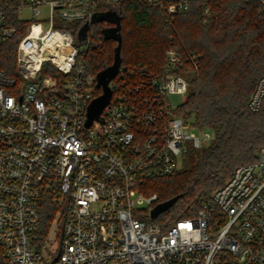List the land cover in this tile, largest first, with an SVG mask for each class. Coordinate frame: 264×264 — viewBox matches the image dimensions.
I'll return each instance as SVG.
<instances>
[{
  "label": "built area",
  "instance_id": "1",
  "mask_svg": "<svg viewBox=\"0 0 264 264\" xmlns=\"http://www.w3.org/2000/svg\"><path fill=\"white\" fill-rule=\"evenodd\" d=\"M121 1L0 0V48L18 32L10 11L20 19L26 9L35 16L48 10L19 38L14 71L0 68V264H264V147L196 215L168 226L158 220L163 214L152 218L158 195L146 194L148 183L173 176L191 150L212 142L192 133L205 129L170 101L185 103L190 90L175 49L158 72L121 65L109 104L88 126L90 105L102 94L86 61L93 37L81 43L64 24L91 23ZM137 1L164 13L166 24L194 4ZM263 100L264 75L250 110ZM47 206L54 218L41 235Z\"/></svg>",
  "mask_w": 264,
  "mask_h": 264
},
{
  "label": "trees",
  "instance_id": "2",
  "mask_svg": "<svg viewBox=\"0 0 264 264\" xmlns=\"http://www.w3.org/2000/svg\"><path fill=\"white\" fill-rule=\"evenodd\" d=\"M185 13L166 24L164 13L143 7L137 0H122L106 12L120 17L123 45L122 65H140L161 71L167 50L173 48L185 60L179 71L189 82L187 100L178 114L214 133L211 143L191 150L183 168L173 176L148 183L147 195H158V205L176 200L162 214L167 226L196 215L241 166L256 161L264 147V100L258 112L249 101L264 75V0H191ZM209 16L205 17V11ZM18 32L0 48V68L14 71L16 45L28 26L14 11L8 13ZM107 24V25H106ZM79 34L82 25L64 24ZM113 24L99 22L90 27L93 43L86 61L94 76L111 66L118 43L105 40L103 31ZM134 29L140 31L136 33ZM196 56L192 61L190 57ZM54 218V207L42 213L38 233L45 235Z\"/></svg>",
  "mask_w": 264,
  "mask_h": 264
},
{
  "label": "water",
  "instance_id": "3",
  "mask_svg": "<svg viewBox=\"0 0 264 264\" xmlns=\"http://www.w3.org/2000/svg\"><path fill=\"white\" fill-rule=\"evenodd\" d=\"M121 21L122 17H120L116 12H102L96 13L91 21V23H86L82 26L79 31L78 39L82 43L84 42L88 35L91 25L99 23V22H107L113 24V27H107L104 29L103 34L105 40H114L118 43L115 53H114V62L111 66L104 69L103 71L99 72L96 76L97 78V88L102 89V94L97 97L92 104L90 105L89 112H88V126H90L94 120L100 118L103 110L109 104L112 91L109 87L110 82L117 76L121 65V51L123 40L120 34L121 31ZM176 200H172L166 204L158 205L152 211V218L158 217L160 214L165 212L169 207H171Z\"/></svg>",
  "mask_w": 264,
  "mask_h": 264
},
{
  "label": "rangeland",
  "instance_id": "4",
  "mask_svg": "<svg viewBox=\"0 0 264 264\" xmlns=\"http://www.w3.org/2000/svg\"><path fill=\"white\" fill-rule=\"evenodd\" d=\"M48 10L46 8H42L40 10V15L39 16H35L30 10L26 9L22 12V14L20 15V20L21 21H24V22H30L32 21L33 19H37V20H44L45 17L47 16V12ZM107 25V24H106ZM134 31L138 34H140V31L134 29ZM94 33H95V30L94 31H90V37H94ZM178 52V51H177ZM179 53V52H178ZM181 55V54H180ZM182 56V55H181ZM170 101L173 103V106L176 108V109H179L182 105H183V100H182V97L181 96H170ZM189 119V123L193 124L194 123V119L193 118H188ZM192 133L196 134L197 136H202V135H205V134H208L212 137V140L214 138V133L213 131H211L210 129H205V130H201L199 128H194L192 130ZM183 164V161H180V165ZM184 166V164H183ZM183 168V167H182ZM181 170V169H180ZM179 170V171H180ZM101 204H97V205H93L92 207V210H98L101 208ZM140 208L142 209H147L149 208V206L147 204H145L144 206H140ZM167 217L165 215H162L160 217V219L158 220H162V221H167L166 219ZM155 222H158L157 220ZM170 225V224H169ZM55 237V233L54 231H51L49 233V238L52 239Z\"/></svg>",
  "mask_w": 264,
  "mask_h": 264
}]
</instances>
